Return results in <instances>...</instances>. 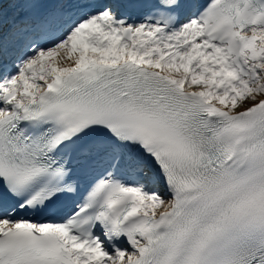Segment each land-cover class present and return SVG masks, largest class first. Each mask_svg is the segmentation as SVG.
Masks as SVG:
<instances>
[{"label":"snow or ice","instance_id":"6c2138e0","mask_svg":"<svg viewBox=\"0 0 264 264\" xmlns=\"http://www.w3.org/2000/svg\"><path fill=\"white\" fill-rule=\"evenodd\" d=\"M0 264H264V0H0Z\"/></svg>","mask_w":264,"mask_h":264}]
</instances>
